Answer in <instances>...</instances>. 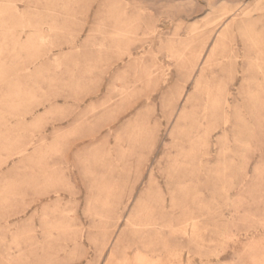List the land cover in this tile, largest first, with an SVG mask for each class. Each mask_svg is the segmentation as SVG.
Returning a JSON list of instances; mask_svg holds the SVG:
<instances>
[{"label": "rangeland", "instance_id": "obj_1", "mask_svg": "<svg viewBox=\"0 0 264 264\" xmlns=\"http://www.w3.org/2000/svg\"><path fill=\"white\" fill-rule=\"evenodd\" d=\"M140 249L264 264V0H0V264Z\"/></svg>", "mask_w": 264, "mask_h": 264}, {"label": "bare ground", "instance_id": "obj_2", "mask_svg": "<svg viewBox=\"0 0 264 264\" xmlns=\"http://www.w3.org/2000/svg\"><path fill=\"white\" fill-rule=\"evenodd\" d=\"M9 2V1H8ZM22 2V1H21ZM9 5V4H8ZM16 11V10H15ZM17 14V13H16ZM18 15V14H17ZM19 16V15H18ZM237 16V15H236ZM226 17V16H225ZM230 17V16H229ZM23 19V18H22ZM230 23V22H229ZM229 30H227V28H226V31H224L222 34H220L219 36H218V39H217V41H216V43H215V45H214V47L212 48V51H211V55L210 56H212V55H214V53H215V48L218 46V45H221L223 42H224V38L226 37V36H228V34H229ZM247 33V32H246ZM2 36V35H1ZM18 39V38H17ZM21 39V38H20ZM19 40V39H18ZM42 41H44V40H42ZM261 42V41H260ZM18 46V45H17ZM16 46V47H17ZM5 49H7V47L5 48ZM14 51V50H13ZM32 51V50H31ZM209 58H211V57H209ZM211 65V64H210ZM209 83H211L209 80H207ZM209 84H207L206 83V87L208 86ZM206 90H208V87H207V89ZM205 90V91H206ZM188 99H189V97H188ZM188 99H187V101H188ZM186 101V102H187ZM208 106V105H207ZM211 106V105H210ZM207 110H209L208 108H207ZM182 113H184V112H182ZM228 122V121H227ZM179 129V131H181V132H184L185 131V128L184 127H180V128H178ZM228 133V132H227ZM224 138H226L227 137V134H226V131L224 130ZM200 137V136H199ZM206 137H205V134L203 135L202 134V137H201V139L203 140V139H205ZM220 143L221 142H219V144H217V145H220ZM196 145V143H194L193 142V144L191 145V150H192V152H196L197 150L195 149V146ZM206 146V145H205ZM208 146V145H207ZM226 148H227V146H226ZM141 214V213H140ZM141 216H143L142 214H141ZM143 218V217H142ZM129 221H128V223H127V226H129V227H132V228H136V229H138V230H141L143 233H149L148 231H151V229L154 227V228H156L157 226L156 225H154L153 224V222H152V220L151 219H149V220H146V221H144V222H141V219L139 218V215L137 214V215H132L129 219H128ZM194 222V221H193ZM197 223L196 222H194L193 223V226L192 225H190V224H188V226H187V229H185V228H183V226L181 227V228H183V230H181V231H178L179 233H182V234H185V235H188V232H189V230H191V229H194V230H196V228H197ZM190 226H191V229H189L190 228ZM164 227H165V225H164ZM193 227V228H192ZM195 232V231H194ZM201 232V231H200ZM198 233V232H197ZM197 233H195V234H197ZM191 234V233H190ZM155 235H158V238H159V241H160V243L161 244H163V245H166V244H168V243H171L170 242V239L169 238H165V237H163V234H162V232H160V230H159V232H158V234L156 233ZM162 235V236H161ZM205 235V234H204ZM161 236V237H160ZM155 238H157V236L155 237ZM196 239V238H195ZM200 240V239H199ZM233 240V239H232ZM119 238H118V240H117V243H119ZM201 241V240H200ZM224 241V240H223ZM17 243V242H16ZM204 243V242H203ZM230 243V242H229ZM120 244V246H121V248H123V246H122V242L121 243H119ZM259 251H260V249H258ZM258 250H256V251H258ZM218 251V250H217ZM164 252H165V255L164 256H158L157 257V259L155 258V257H153V255L152 254H149V253H146V252H143L141 249L140 250H138L135 254H133L131 251H128L127 253H126V257H125V263L123 262V263H121V264H171V261L173 260L172 258H171V256L172 257H175V255H171V249H167V250H164ZM174 253H175V251H174ZM177 254V253H176ZM178 255H179V253H178ZM180 255H183V253L182 254H180ZM177 256V255H176ZM187 256H189V255H187ZM262 256V255H261ZM179 257V256H178ZM182 257V256H181ZM180 257V258H181ZM186 257V256H185ZM111 258L112 259H114V261H117L118 260V257L116 256V254H114V255H111ZM179 258V259H180ZM197 258V257H196ZM217 258V257H216ZM172 259V260H171ZM260 259V258H259ZM258 259V260H259ZM175 260H177V259H175L174 258V260L173 261H175ZM182 260V259H181ZM257 260V259H256ZM255 260V261H256ZM182 261H184V260H182ZM182 261H179V262H181L182 263ZM176 262V261H175ZM174 262H172V264H173ZM120 264V263H119ZM177 264H178V262H177ZM184 264V263H183Z\"/></svg>", "mask_w": 264, "mask_h": 264}]
</instances>
